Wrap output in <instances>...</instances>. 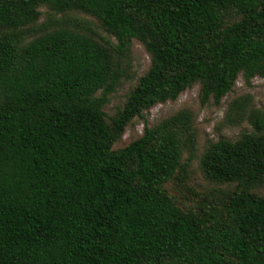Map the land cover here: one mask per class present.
<instances>
[{
  "label": "trees",
  "instance_id": "obj_1",
  "mask_svg": "<svg viewBox=\"0 0 264 264\" xmlns=\"http://www.w3.org/2000/svg\"><path fill=\"white\" fill-rule=\"evenodd\" d=\"M43 6L116 42L39 24ZM134 39L151 66L107 122ZM240 74L264 78V0H0V264H264L262 111L202 155L207 180L237 184L220 204L164 191L194 146L187 113L114 150L145 111L196 83L218 105Z\"/></svg>",
  "mask_w": 264,
  "mask_h": 264
},
{
  "label": "rangeland",
  "instance_id": "obj_2",
  "mask_svg": "<svg viewBox=\"0 0 264 264\" xmlns=\"http://www.w3.org/2000/svg\"><path fill=\"white\" fill-rule=\"evenodd\" d=\"M40 11L39 24L51 17L53 20H62L66 27L92 35L99 41L116 42L114 37L107 34L100 23L89 15L53 14L46 6L41 7ZM40 34V32L34 33L28 39ZM150 66L151 55L140 41L134 39L128 60L122 62L125 76L104 106L107 122H110L111 117L123 108L130 92ZM235 102L244 105L245 111L232 109ZM251 110H260L264 113V78L256 77L246 82L240 74L232 91L218 105L213 99L203 103L200 84L196 83L186 89L175 101L157 104L145 111L143 117H136L116 142L114 150L122 149L142 137L146 128H158L165 121L187 113L192 120L194 146H183L179 170L174 178L164 185V191L171 194L177 204L184 209H191L198 204H220L224 200L223 194L235 190L237 184H219L207 180L201 168V158L212 143L221 139L236 141L242 134L252 133L254 128L248 120ZM252 192L264 196V188L259 187Z\"/></svg>",
  "mask_w": 264,
  "mask_h": 264
}]
</instances>
